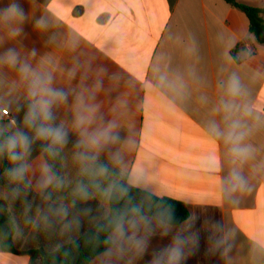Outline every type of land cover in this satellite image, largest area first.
Wrapping results in <instances>:
<instances>
[{"label": "crops", "instance_id": "0c3cea01", "mask_svg": "<svg viewBox=\"0 0 264 264\" xmlns=\"http://www.w3.org/2000/svg\"><path fill=\"white\" fill-rule=\"evenodd\" d=\"M253 7H264V0H237ZM9 0H0V10ZM27 22L23 33L11 38L13 22L0 19V40L4 47L15 46L26 51L38 50L50 55L57 66L56 83L61 87L78 86L81 77L69 81L64 69L74 63L87 72L90 83L98 69H104V89L97 96L106 119L117 117L122 134L134 146L125 153L129 168L142 167L151 180V191L159 198L181 202L196 217L200 233L199 251L186 264H264V257L253 260V239H264V127L255 130L245 143L256 151L240 172L247 183L243 192L229 196L227 178L233 167L227 146L207 135L209 123L226 125L216 112L227 99L221 86L228 76L237 73L247 89L244 102L255 115L264 118V44L250 32L248 17L224 0H19ZM43 17L49 23L47 32L32 24ZM56 43L46 45L48 36ZM75 47H68L69 43ZM237 59H236V58ZM36 61H34L35 63ZM0 79V127L7 131L22 124L26 105L24 90L14 88L15 72L5 70ZM121 104L118 111L113 109ZM8 111V117L2 115ZM70 105L58 110V121L65 119ZM248 123L253 124L249 119ZM25 131H28L25 129ZM29 135H32L28 131ZM77 139L69 126V143L53 161L66 181L62 191H54V203L70 204L72 188L79 173L73 159ZM41 142L32 150L30 162L41 155ZM209 157L216 162L215 171L206 170ZM0 169V202L14 230L13 243L20 254L0 248V264H29L27 251H54L80 238L92 225L84 220L79 232L62 234L60 225L53 230H36L26 222L45 203L34 190H25L20 198L10 196L5 174L10 163L5 156ZM107 163V157H101ZM31 176V173L29 174ZM25 197L31 210L25 212ZM78 207H89L94 216H103L108 206L91 199ZM216 223L224 225L225 234L234 241L229 258L211 254L209 231ZM170 237L156 235L147 253L163 248ZM126 259L114 264H126ZM139 259V258H137ZM94 264V260L91 262ZM134 264H149L136 261Z\"/></svg>", "mask_w": 264, "mask_h": 264}, {"label": "clouds", "instance_id": "9594fccd", "mask_svg": "<svg viewBox=\"0 0 264 264\" xmlns=\"http://www.w3.org/2000/svg\"><path fill=\"white\" fill-rule=\"evenodd\" d=\"M0 19L14 23L9 33L11 38L23 33V25L28 20L19 0H9L7 7L0 10ZM31 22L39 31L49 30V23L43 17ZM55 43L53 35L45 40L46 45ZM68 47L75 44L70 42ZM37 56L36 48L24 51L15 46L4 47L0 40V79L4 78L5 70L15 72L16 79L11 81V86L22 88L26 99L22 124H17L12 131L0 127V156H5L11 165L5 172L12 185L10 196L18 199L23 191L34 190L46 205L38 208L35 216L26 217V222L36 230H53L59 224L62 234H70L79 232L87 220L93 228L89 233L90 242H95L97 247L103 245L94 264H114L125 258L126 264H134L147 253L156 235L170 239L166 246L153 252L149 264H186L200 248V233L195 227L197 218L186 217L179 223L171 205L153 201L151 180L145 170L140 166L129 168L125 163V153L133 148L134 142L122 134L117 117L105 118L97 102L98 94L104 89V69H98L95 78L87 83V72L81 74L80 64L74 63L64 69L65 76L69 81L81 77V83L61 87L56 83L57 66L53 57L46 54L37 61ZM221 86L227 99L216 112L222 115L226 127L221 128L212 121L206 131L210 140H222L227 146L233 165L227 178V192L232 196L247 188L240 168L253 158L256 149L245 141L255 130L264 127V118L255 115L252 107L244 102L247 89L237 73L232 72ZM65 105H70L71 111L57 122L58 110ZM120 107L118 103L113 111ZM249 119L253 124L248 123ZM69 126L77 137L73 143V159L80 175L86 179L75 183L70 204L66 205L51 201L53 192L62 191L66 186L53 161L69 143ZM37 141L41 142V155L33 165L30 157ZM102 156L107 157V163L102 162ZM215 169L216 162L209 157L206 170ZM133 188L144 193L141 200L131 195ZM97 198L101 205L108 206L103 216H94L89 207L77 206L78 202L84 204ZM30 210L31 204L25 197V212ZM208 240L209 253L224 259L230 257L234 241L225 234L223 224L212 226ZM251 255L253 260L264 257V239H253Z\"/></svg>", "mask_w": 264, "mask_h": 264}, {"label": "trees", "instance_id": "16d2710c", "mask_svg": "<svg viewBox=\"0 0 264 264\" xmlns=\"http://www.w3.org/2000/svg\"><path fill=\"white\" fill-rule=\"evenodd\" d=\"M224 1L246 14L250 22L251 34H253L257 42L264 44V7H253L239 3L237 0ZM131 195L139 201L143 198L144 193L133 188L131 189ZM153 201L158 204L171 205L175 210L177 221L179 223H182L186 217H189L187 208L181 202L168 198H159L155 195H153ZM3 208L4 204L0 202V248L4 251L20 254L21 252L14 246V230L8 215L4 212ZM92 231L93 228L77 240L66 243L54 251L48 252L42 249H32L27 251L30 256L29 264H91L95 256L103 251L102 244L97 247L95 242H90L89 233ZM101 240H103V235H101Z\"/></svg>", "mask_w": 264, "mask_h": 264}, {"label": "rangeland", "instance_id": "374dc122", "mask_svg": "<svg viewBox=\"0 0 264 264\" xmlns=\"http://www.w3.org/2000/svg\"><path fill=\"white\" fill-rule=\"evenodd\" d=\"M122 260V259H121ZM151 260V258H145V259H143V258H139V259H136V261H141L142 263L143 262H148L149 263V261ZM213 260V264H221V262H220V257H218V258H213L212 259ZM116 262H118L119 263V260H117Z\"/></svg>", "mask_w": 264, "mask_h": 264}, {"label": "built area", "instance_id": "2783aa9c", "mask_svg": "<svg viewBox=\"0 0 264 264\" xmlns=\"http://www.w3.org/2000/svg\"><path fill=\"white\" fill-rule=\"evenodd\" d=\"M2 115L7 116L8 117V111L7 110H2Z\"/></svg>", "mask_w": 264, "mask_h": 264}, {"label": "water", "instance_id": "95a60500", "mask_svg": "<svg viewBox=\"0 0 264 264\" xmlns=\"http://www.w3.org/2000/svg\"><path fill=\"white\" fill-rule=\"evenodd\" d=\"M3 161L0 159V169L2 167Z\"/></svg>", "mask_w": 264, "mask_h": 264}]
</instances>
